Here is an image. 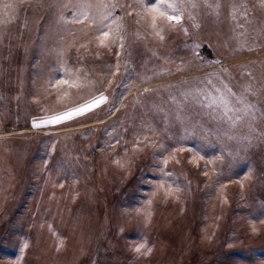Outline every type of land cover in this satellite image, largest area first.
<instances>
[{"label": "rangeland", "instance_id": "374dc122", "mask_svg": "<svg viewBox=\"0 0 264 264\" xmlns=\"http://www.w3.org/2000/svg\"><path fill=\"white\" fill-rule=\"evenodd\" d=\"M12 2L14 0H0V63L1 59L6 62L0 64V77L14 87L9 89L14 91L13 96L7 98L16 102V115L13 117L8 108L7 116L0 113V131L5 130L0 136L28 139L25 132L31 127L29 130L33 135H28L31 152H35L37 142H42L47 151L45 156L36 160L30 153L32 157L19 176L21 182L19 179L0 178V195L4 192L6 196L4 204L13 198L17 200L28 191L29 183L35 178L37 180L35 173L48 172V184L43 182L42 190L46 191L48 185L54 188L52 194L58 196L55 210L63 214L51 219L41 209L39 215L43 214V218L33 219V224L22 223L28 216L26 208L21 215L13 216L7 228L10 232L0 242V264H44L45 257L51 253L52 264H79L81 257L87 253L91 259L99 248L101 255L98 261L108 259V255L104 256L107 251L109 264H264V140L253 138L249 144L248 141H218L215 136L201 139L199 130L195 136L186 135L180 125L165 128L158 116L141 107L145 100L141 96L143 88H157L182 78L203 76L219 67L229 70L235 78L233 83L250 82L249 77L241 75L246 69L253 71L256 79L251 82L257 87L259 82H264V56L231 62V55L237 52L232 51L235 46L232 47L229 40L232 25L228 17H203L199 29L192 27L193 21H186L184 26L189 28L188 35L177 27L166 32L163 41L155 36L138 41L134 36L136 26L129 21L127 47L119 57L120 70L115 76L110 75L109 66H113L114 71L117 58L104 50H101L102 59L90 60L80 66L97 79L107 77L112 80L111 85H104L108 102L103 111L98 110L91 119L81 123L34 128L33 119L39 120L46 114L42 107L51 110L61 106L55 96L49 97L46 104L41 98L44 88H50L45 82L53 76H63L62 72L56 71L59 64L56 53L52 51L57 46L58 37L52 21L45 25L44 31L35 26V21L50 15L48 12L29 11L19 13L16 18L3 7L5 3ZM214 2L209 0V3ZM246 2L251 10L262 9L258 0ZM228 11L225 4L221 15L228 14ZM197 12L214 13L203 5L194 14ZM25 16L28 18L27 27L23 23ZM65 16L71 19V9ZM198 19L196 16L195 22ZM208 30L211 32L207 36ZM225 41H228L227 46ZM196 44L200 45L198 52L193 51ZM199 53L205 62L204 67L177 71L182 66L181 61L189 66L200 64L201 61L195 58ZM18 54L21 55L19 63L12 65L10 62ZM71 56L74 58L76 53L73 51ZM219 57L226 63H206ZM125 65L130 68V76L124 73ZM134 67L135 73H132ZM22 69L21 75L19 73L23 84L21 93L17 73ZM165 69L170 70V74L155 75ZM102 71L105 76H101ZM144 77L152 79L145 80ZM51 91L55 93V89ZM67 91L69 95L62 101L64 105L74 104L88 95L73 88ZM162 94L166 98L167 94ZM149 98L154 97L149 94ZM249 98L257 104L259 101L258 106L264 108V96ZM16 118L20 120L14 122ZM113 123L122 124L123 131H117ZM145 123L154 124L157 130H143V135L162 143L164 148L147 147L136 153L134 162L129 164L133 155V136L142 131L141 125ZM256 125L264 131V121L258 118ZM125 129L129 131L126 133ZM246 131L243 129L241 134ZM117 139L120 140L118 145ZM71 140L76 141L75 150ZM125 141H128V155L124 152ZM172 149L177 150L175 157L180 163L170 159L167 167L174 175L165 178L157 166L162 159L161 153L167 155V151ZM94 155L105 159L103 166L95 164ZM53 156L56 162H62L61 171L50 166ZM117 160L124 167L114 162ZM87 161L91 163L84 165ZM67 166L75 172V178L53 175V172H68ZM161 179L167 180L165 187L171 184L175 188L176 183L173 182H178L181 189L177 194L179 198L166 196L164 189H156L155 184ZM52 181L58 184L53 185ZM102 191L106 192L105 195ZM149 199L152 201L150 205ZM5 205L0 208L1 220L8 218ZM146 213L151 214L147 222L144 218ZM83 216L89 219V226L81 225L85 222ZM97 223L100 225L94 233ZM94 237V245L82 250L77 262L76 259L72 262L60 259L69 255L71 249H76L77 239L91 245ZM145 241L146 246L153 249L147 256L134 251L135 246ZM12 249L16 250L14 254Z\"/></svg>", "mask_w": 264, "mask_h": 264}, {"label": "snow or ice", "instance_id": "6c2138e0", "mask_svg": "<svg viewBox=\"0 0 264 264\" xmlns=\"http://www.w3.org/2000/svg\"><path fill=\"white\" fill-rule=\"evenodd\" d=\"M258 3L261 8H264V0H258ZM225 4L229 10L228 19L233 25L230 31L234 35L229 37L230 41L235 42L232 51L255 52L264 49V43H261L264 41V21L258 25L254 23L250 18L251 10L246 0H215L214 3H209V0H14L12 3H5L4 10L16 18L19 13L29 11L48 12L50 15L35 21V26L41 31H44L45 25H48L50 21L56 26L57 46L52 51L56 53L59 64L56 71L62 72L63 76L60 78L53 76L47 80L45 83L50 85V88H44L41 98L46 104L49 97L55 96L61 102V106L51 110L42 107V111L46 114L39 120L34 118L32 126L34 128L47 125L67 126L70 123L89 120L98 110L103 111V106L108 102L104 85H111L112 80L107 77L97 79L80 66L90 60L102 59L101 50H104L117 58L115 70H112L113 66H109L110 75L115 76L120 70L119 57L127 47L129 21L136 26L134 36L138 41L152 36L163 41L165 33L176 30L177 27L188 35L189 28L184 26L186 21H193L192 27L199 29L201 25L195 22L194 11L201 5L212 9L219 18ZM69 9H71V19L65 16ZM23 23L27 27V16ZM227 45L228 41H225V46ZM199 47L198 44L194 45V48ZM73 51L76 53L74 58L71 56ZM153 55L157 54L153 53ZM196 58L201 60L200 64L189 66L181 61L182 66L177 71L185 72L191 71L193 67H204L203 59L199 55ZM206 63L221 65L222 61L209 60ZM162 74H170V70L165 69L162 73H155L156 76ZM241 75L249 77L250 82L233 83L235 78L231 76L229 70L219 67L212 72L204 73L203 76L182 78L176 83L161 85L157 88L145 87L141 93V96L145 97L141 107L148 108L150 112L158 116L166 128L180 125L186 135L195 136L199 130L201 139L215 136L218 141L224 139L237 143L248 141L249 144L253 138L264 140V131L256 125L258 118L264 121V108L259 107L249 98L264 96V82H259V87L252 83L251 80L256 78L251 70L246 69ZM101 76H105L103 71ZM144 79L150 80L152 77H144ZM69 88L88 95L74 104L64 105L62 101L69 95L67 91ZM51 89H55V93ZM162 92L167 94L166 98ZM149 94L154 98H149ZM141 129V132L133 136L131 149L133 155L130 157L129 164L134 162L136 153L143 152L147 147L164 148L162 143L143 135V130L155 132L157 129L154 124H142ZM243 129L247 131L241 134ZM128 131L129 129H125L126 133ZM119 143L120 140L117 139L116 144ZM127 144L128 141H125V155L129 153ZM176 151V149L167 151V155L161 153L162 159L159 161L157 170L162 177L171 178L174 175L167 166L170 159L175 160L177 164L180 163V160L175 157ZM114 162L120 164L119 160ZM120 166L124 167L122 164ZM204 175L207 176L208 173L205 172ZM166 183L167 180L161 179L155 187L157 190L164 189L166 196L179 198L177 194L181 189L178 182H173L176 183L175 188L171 184L165 187ZM60 186L63 187L62 184ZM151 203L149 199L148 204ZM137 211L139 212V209ZM150 215V213L145 214L146 222L150 219ZM146 245L147 241L140 243L135 246L134 251L141 255H150L153 249ZM24 247H28L27 243Z\"/></svg>", "mask_w": 264, "mask_h": 264}, {"label": "trees", "instance_id": "16d2710c", "mask_svg": "<svg viewBox=\"0 0 264 264\" xmlns=\"http://www.w3.org/2000/svg\"><path fill=\"white\" fill-rule=\"evenodd\" d=\"M207 50H209L211 52V50L209 48ZM193 51L198 52V49L195 48V49H193ZM200 54L201 53H199L198 55H200ZM1 56H3V55H1ZM20 59H21V55L18 54L16 56H14L13 61H11L10 63L12 65H14V64L16 65V62L19 63L18 61ZM197 61H201V60H197ZM1 62H2V63H0L1 65L6 63V62H4V59L3 60L1 59ZM206 67H211V66H206ZM123 70H124L125 75H127V76L131 75L130 68L126 67V65L124 66ZM22 71H23V69L17 73L19 78L16 75L17 79L20 83V86H21V88H20L21 93H22V89H23V86H22L23 84H22L21 76H20ZM19 73H20V75H19ZM132 73H135V67H134V71ZM26 81L27 80L25 78L24 83H26ZM8 84H10V83L7 82V80H5V78L0 77V113L1 114L3 113V114H5L4 116H7V108H8L9 112H11L13 117H15L16 111L14 109V105H16V102L14 100L9 101V99L7 98V96H13L12 94H14L13 93L14 91L12 92L9 89H12L14 87L9 86ZM13 99H14V97H13ZM12 107H13V109H12ZM19 120L20 119L16 118L14 120V122H18ZM156 120L158 122L157 118H156ZM113 125L116 126L117 131H119V132L123 131L121 128V127H123L122 124L113 123ZM28 129H31V127H28ZM3 131L5 132V130H3ZM3 131H0V133H4ZM25 133H27L26 138H28V139H23V138L19 139L17 137L0 136V178H2V179H5V178L10 179L11 178V179L17 180V179H19L21 172H23V170L26 168L29 158L34 156L33 160L34 159L36 160L39 156L41 158L43 156H45V152L47 150H45V146H43L42 142L41 143L37 142V147H35V149H36L35 152L34 153L31 152V149H32V147L30 146L31 141H30L28 135H33V134H30L33 132H25ZM131 133H132V131H131ZM182 142H186V141H182ZM70 143L72 144V147L75 150L76 141L73 142V140H71ZM93 151L94 150L92 149L91 152H93ZM30 153L32 156H29ZM91 157H93V156H91ZM94 157L96 159V161L94 160L95 164L98 163L97 165H102V166L104 165L103 162L105 161V159L103 160V157H101L102 159L100 158V156L98 158L97 156L94 155ZM87 162L88 163L85 162L84 165H88L91 163L89 161H87ZM61 163L62 162H60V161L56 162V159L53 156L51 159L52 165H50V166L52 168H55L57 171H61V169H62ZM67 171L68 172H53V175L58 176V178H62L64 176H68L70 179L75 178L76 174H75V172H72V169L70 166H67ZM35 174L37 176V180L35 178L34 181L30 182L29 187H28V191H25L24 194H22L21 197H19L17 200L15 198H13V200H10L7 204L5 203L6 204L5 205L4 201L6 200V196L4 195V192L1 193V195H0V208H2L5 205V210H7V217L8 218L5 220L0 219V233H1L0 234V242H1V240L4 239L5 234L10 232L7 229L8 226H10V223H9L10 219H12L13 216L21 215L20 213H21V211H23L24 208L27 209L26 215L28 213V216H27V219L22 221L23 224H28V223L33 224L34 223L33 219H35V218H36V220L37 219L41 220L43 218V214L39 215V213L41 212V209H43V211H45V213L49 215L48 218H51V219L52 218L54 219V218L58 217V215L63 214V212H56V210H55V205H56V202L58 201V196L52 194L54 192V188H52L48 185V188L46 189V191L42 190L41 186H42L43 182H46L47 177H48V172H39L38 175H37V173H35ZM84 175H85V178H87V174L85 172H84ZM34 177H35V175H34ZM85 178H83V179H85ZM25 179H26V177H25ZM29 179H30V176H29L28 180ZM19 181L21 182V178L19 179ZM52 183H53V185L58 184V182H53V181H52ZM140 188H146V187L141 186ZM106 192H107V190H106ZM106 192L102 191V194L105 195ZM43 201H45V202H43ZM41 202H43V203H41ZM66 209L67 208H65V210ZM84 214H86V210H85ZM101 214H102V212H101ZM82 219L85 220V222L81 223V225L89 226V223L87 222L89 219L87 217H84V216L82 217ZM98 225H100V224H98ZM95 240L96 239L94 237V239L91 240V242H92L91 245H88L89 248H87V249H90L94 245ZM99 249H98V252L97 251L95 252V254L93 255V257H91V259L87 253L83 257L80 258L81 254H82L81 253L76 258V262L80 258L78 260L79 264H109V262L107 260L109 259L110 256H109V254H107V251L104 252V254H105L104 256L108 255L107 256L108 259L106 261H103V262L98 261L99 255H101V253L99 252ZM11 252L14 254L16 252V250L12 249Z\"/></svg>", "mask_w": 264, "mask_h": 264}, {"label": "crops", "instance_id": "0c3cea01", "mask_svg": "<svg viewBox=\"0 0 264 264\" xmlns=\"http://www.w3.org/2000/svg\"><path fill=\"white\" fill-rule=\"evenodd\" d=\"M251 10V9H250ZM197 17H199V19H198V23L202 26V18L203 17H212V18H217L216 17V15H215V13H209V12H206V13H200V14H197L196 15ZM222 16H224V17H228V14H222V15H220V17H222ZM250 18H252L253 19V21H254V23L255 24H259L261 21H264V8H262V9H257V10H251L250 11ZM230 24L232 25V23H231V21H230ZM232 27H233V25H232ZM195 29V28H194ZM239 31V30H238ZM202 32V31H201ZM211 31L210 30H208L207 32H206V34H207V36L209 35V33H210ZM232 36L234 35L233 33L231 34ZM241 39H243L242 37H241ZM235 42L234 41H231V46L232 47H234L235 46V44H234ZM261 43H264V41H261ZM205 45H207V43L205 44ZM237 53H239V52H237ZM237 53H233V55H231V62L233 61V62H240V60L241 59H244V58H247V59H249V58H253V57H257V56H264V49H262V50H259V51H255V52H248V51H244V52H241V53H239V54H237ZM217 60H222V58L221 57H219V58H217ZM224 63H226V60H224V61H222V64H224ZM259 64H263V63H259ZM255 68V67H254ZM256 69V68H255ZM262 77H264L263 75H262ZM262 81H263V79H262ZM258 104L260 105V102L258 101Z\"/></svg>", "mask_w": 264, "mask_h": 264}, {"label": "bare ground", "instance_id": "6f19581e", "mask_svg": "<svg viewBox=\"0 0 264 264\" xmlns=\"http://www.w3.org/2000/svg\"><path fill=\"white\" fill-rule=\"evenodd\" d=\"M26 131L27 132H32V130H29V129H26ZM105 162H103V164H104ZM97 225H98V223H97ZM97 225H96V229L94 230V233L97 231ZM83 228H81V230H82ZM76 240V239H75ZM74 240V241H75ZM77 241H78V243H77V245L75 246L76 247V249H71L70 250V254L69 255H67L66 257H61L60 259H63V261H65V260H67V259H69L70 260V262H72V261H74V259H76L79 255H80V253H81V251L82 250H84L85 248H87L88 247V245L87 244H85V242L84 241H81L80 240V238L79 239H77ZM77 255V256H76ZM52 258V253L51 254H49L48 256H47V258L45 257V259H44V264H52V262H51V259ZM69 262V263H70ZM65 263V262H64ZM70 264H72V263H70Z\"/></svg>", "mask_w": 264, "mask_h": 264}]
</instances>
